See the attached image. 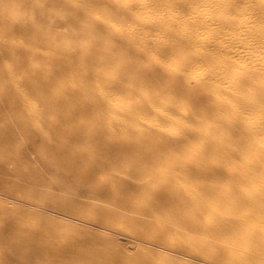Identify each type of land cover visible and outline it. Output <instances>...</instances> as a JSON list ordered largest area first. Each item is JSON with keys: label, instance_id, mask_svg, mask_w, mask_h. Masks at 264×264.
<instances>
[{"label": "bare ground", "instance_id": "bare-ground-1", "mask_svg": "<svg viewBox=\"0 0 264 264\" xmlns=\"http://www.w3.org/2000/svg\"><path fill=\"white\" fill-rule=\"evenodd\" d=\"M24 2L39 21L14 28L59 63L0 70L24 117L0 121V173L20 186L3 185L0 264H264V0ZM54 22L76 28L77 55L50 42ZM31 155L68 181L51 186ZM143 244L164 257L141 260Z\"/></svg>", "mask_w": 264, "mask_h": 264}, {"label": "rangeland", "instance_id": "rangeland-1", "mask_svg": "<svg viewBox=\"0 0 264 264\" xmlns=\"http://www.w3.org/2000/svg\"><path fill=\"white\" fill-rule=\"evenodd\" d=\"M79 1V3H83L86 0H77ZM202 4L201 1H198L197 5ZM176 6V5H175ZM106 8H108L106 6ZM182 9V13H183V17L187 18L190 17L192 12H193V8L190 9H183L180 8V10ZM9 11L11 13V16L9 17H5V18H0V54L10 51L11 52V56L9 58H3L0 57V70L4 71V72H8V71H15L16 73V78H32L34 77V72L33 70L39 66L42 67H47L48 71H52L51 67L49 66V64L51 63H57L59 60L55 59L52 54L47 53L45 54V56H37L33 53V49L32 46H34V42H30V44H27L26 41L24 40L25 35L27 34V30L26 29H18L14 28L15 24L17 22H21V21H25V23H30V22H38L39 21V17L37 14H35L34 12L30 11V9L28 8V5L24 2V0H12L10 1V3L6 4V5H0V14L2 12H6ZM58 11L60 13H62L63 15H68L69 13V9L65 6L61 9H58ZM160 10L156 9L154 10V13H158ZM247 12V11H246ZM245 12V13H246ZM244 13V14H245ZM152 15H155L152 13ZM247 15V14H245ZM83 19H89V20H96L97 18L95 16H82ZM126 17L120 16L118 19H116L115 24L117 25H127L128 27L131 25H129L128 21L126 20ZM53 25V26H52ZM52 28H51V32L53 35L50 37L51 39V43L57 45L61 44L62 48L64 50H68L70 48V46L74 45L75 47L73 48V52L74 54H78L80 52L79 50V45H81L83 42H81L78 38H75L73 36V33H76V28L74 26L68 27V29H63L61 27L58 26V23L54 22L52 23ZM134 25V24H133ZM49 27V26H48ZM135 26H131L130 28H134ZM109 30H113V26L109 27ZM85 33H87L88 35L93 34V30L91 28H85L84 29ZM62 33L63 35H59L58 33ZM155 33H161L163 35V31L161 30H157ZM4 35H8L9 39L6 42H2L1 39L3 38ZM56 35H59L56 36ZM107 34H105L106 37ZM180 36V34H179ZM178 36H171V38H177ZM26 43V44H24ZM26 46H24V45ZM77 44V45H76ZM90 44V43H88ZM118 52H121V50H118ZM20 62H22V65H18ZM61 62V61H60ZM59 63V62H58ZM62 63V64H61ZM59 65V68H62L64 66V62H61ZM150 65H153V63H150ZM72 77L75 78H79L82 76L79 75H73ZM6 86H8L5 82H0V90H2L3 88H5ZM28 86H24L22 89H27ZM30 102H36V98L34 97H30L29 98ZM0 110L2 112V114L0 116V121L3 122H7V127L16 132L18 131L19 128V121H22L24 119V117L18 113V112H12V109L10 107H8L6 104H3L1 102V94H0ZM11 113V115H9ZM43 119H47L49 120V116L48 115H43L42 116ZM5 128L0 129V139L4 136L5 134ZM71 132L70 128H67L64 130H61L57 135L59 136L60 140H63L64 138H66V136ZM24 146H26L25 144H23L21 147L24 148ZM20 147V150L22 149ZM32 157V158H31ZM30 162L33 163V167L34 169L40 174L42 175L45 179H47L50 183L51 186H54L55 182L57 180L62 181V182H67L68 178L66 177L67 175H64L63 173H61L59 170L58 172L53 169L50 170V168H46L42 163H40V161L34 157V155H31ZM2 159L3 156L0 155V164L2 163ZM57 168V167H56ZM11 174L10 175H5V174H1L0 173V208H3L4 205H10L9 204V200L12 201L6 192H4L3 187L6 185L5 189H20V186L16 183L15 179L16 177L13 176ZM49 177V178H48ZM65 177V178H64ZM52 178V180L50 179ZM64 178V179H63ZM55 179V182H54ZM67 179V180H65ZM64 180V181H63ZM54 182V183H53ZM4 185V186H3ZM73 186L69 185L68 189L70 191L73 190L72 188ZM8 191V190H7ZM130 214V215H129ZM129 214H126L127 217H133L135 216V213L133 211H129ZM132 214V215H131ZM107 228V227H105ZM86 228H82L80 227V230H85ZM89 231L93 232L94 228H87ZM86 229V230H87ZM107 230H112L114 232H118L120 231L119 226L114 225L111 228H108ZM111 232V231H110ZM107 232V231H102L101 233H108L106 235L112 237L114 244H111V246H113V248L117 247V243L121 244L123 242L122 239H120V236L117 235L116 233L112 232ZM106 242V241H103ZM134 252L139 253L140 252V259L141 260H148L150 255H155L156 257L162 258L164 257L163 254L157 252V251H153L151 248H149L148 246L144 245L142 247H140L139 249H136Z\"/></svg>", "mask_w": 264, "mask_h": 264}]
</instances>
